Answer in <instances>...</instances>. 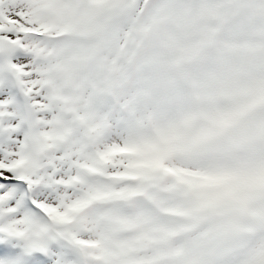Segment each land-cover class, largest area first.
<instances>
[{
	"label": "snow or ice",
	"instance_id": "1",
	"mask_svg": "<svg viewBox=\"0 0 264 264\" xmlns=\"http://www.w3.org/2000/svg\"><path fill=\"white\" fill-rule=\"evenodd\" d=\"M0 264H264V0H0Z\"/></svg>",
	"mask_w": 264,
	"mask_h": 264
}]
</instances>
